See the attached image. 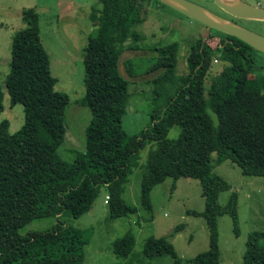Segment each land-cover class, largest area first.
<instances>
[{
    "label": "trees",
    "instance_id": "16d2710c",
    "mask_svg": "<svg viewBox=\"0 0 264 264\" xmlns=\"http://www.w3.org/2000/svg\"><path fill=\"white\" fill-rule=\"evenodd\" d=\"M143 4L147 8L149 1ZM91 18L97 24L84 48V100L92 119L86 130V151L77 152L72 162L59 155L70 97L55 89L57 78L51 72L35 9L23 11L26 26L13 37L6 87L11 103L24 106L25 121L15 133L7 119L0 121V264H82L88 230L59 221L43 231L22 234L20 230L36 219L60 218L64 213L82 216L91 210L102 187L108 190L106 204L112 218L137 212L123 194L140 151L150 141L155 148L142 176V204L150 210L151 191L169 177L175 183L181 177L199 180L205 210L188 213L206 219L209 248L189 262L220 264L218 217L230 215L236 235L240 225L237 194L225 206L219 202V194L231 184L215 172V166L231 160L245 175L264 177V74L253 70L259 51L221 31L216 47L204 38L195 40L176 92L161 110L155 109L148 126L129 135L123 127L129 82L121 73L120 57L133 37L136 5L131 0H99ZM177 46L155 48L157 58L149 71L163 69L154 77L157 82L170 80L178 64ZM217 63L223 68L215 73ZM3 100L0 87V115ZM174 126L180 127V134L170 138ZM262 240L264 232L250 234L244 264H264ZM134 243L128 233L115 241L114 253L128 257ZM144 254L148 258L166 254L173 264L183 263L166 236L147 239Z\"/></svg>",
    "mask_w": 264,
    "mask_h": 264
},
{
    "label": "rangeland",
    "instance_id": "374dc122",
    "mask_svg": "<svg viewBox=\"0 0 264 264\" xmlns=\"http://www.w3.org/2000/svg\"><path fill=\"white\" fill-rule=\"evenodd\" d=\"M98 1L0 0V87L4 92V111L0 115V121H9L11 133L19 131L24 125V106L11 103L6 79L11 70L13 37L26 26L22 20L23 11L33 8L39 14L41 40L50 54L52 75L57 78L55 89L70 97L64 113L65 140L59 149V155L69 162L74 161L77 152H85L87 147L86 130L92 113L84 100V48L97 24V20L91 18V11ZM131 1L136 5V23L133 37L126 43L120 57V70L129 82V99L123 127L129 135H134L151 123L155 109L161 110L176 92L180 84L177 79L188 70L190 44L204 38L208 44L216 47L219 41L217 35L222 34L159 0H148V12L143 4L144 0ZM192 1L210 5L207 0ZM241 1L264 7V0ZM215 11L219 12L217 9ZM228 19L264 35V21L230 16ZM174 43L178 44L177 67L170 80L157 82L154 77L163 69L149 71L157 58L155 48ZM256 65H253V70L264 74V52H256ZM222 68L223 65L217 63L214 72H219ZM209 112L217 121L216 115L211 110ZM179 134L180 127L174 126L168 136L177 138ZM153 148L155 143L150 141L140 151L123 194L125 202L135 206L137 212L112 218L110 206L105 203L108 190L102 187L91 210L82 216L75 218L70 213H64L60 218L36 219L20 232L27 234L30 231H43L53 227L58 221L88 230L82 264H173L174 259L169 255L148 258L144 254L147 239L166 236L183 259L182 264H194L189 259L209 248L206 219L202 215L188 213L189 210L197 213L205 210L200 181L181 177L175 183L173 178H167L153 188L151 209H146L141 201V184L148 155ZM213 156L215 158L216 154ZM215 172L231 184L229 190L219 194L220 204L227 205L231 195L237 194L240 225V233L236 235L231 216L225 214L218 217L220 264H244L250 234L255 231L264 232V177L245 175L231 160L216 165ZM179 225L180 228L175 231ZM128 233L135 238L134 247L128 257H120L114 253V243Z\"/></svg>",
    "mask_w": 264,
    "mask_h": 264
},
{
    "label": "water",
    "instance_id": "95a60500",
    "mask_svg": "<svg viewBox=\"0 0 264 264\" xmlns=\"http://www.w3.org/2000/svg\"><path fill=\"white\" fill-rule=\"evenodd\" d=\"M182 14L211 28L235 36L254 49L264 52V35L254 32L241 24L211 12L206 7L191 0H159ZM228 14L247 20L264 21V7L241 0H213Z\"/></svg>",
    "mask_w": 264,
    "mask_h": 264
},
{
    "label": "flooded vegetation",
    "instance_id": "af4514ba",
    "mask_svg": "<svg viewBox=\"0 0 264 264\" xmlns=\"http://www.w3.org/2000/svg\"><path fill=\"white\" fill-rule=\"evenodd\" d=\"M192 1V0H191ZM209 1V4L210 5H204V4H200V5H202V6H204V7H206L207 9H209L211 12H213V13H215V14H217V15H220V16H222V17H225L223 14H225V15H227L225 18H228L229 16L230 17H234V16H232V15H230V14H228L227 12H225L223 9H221L213 0H207V2ZM194 2V1H193ZM196 3H198V2H196ZM199 4V3H198ZM212 8H215V9H212ZM218 10L219 12H216L215 10ZM222 13V14H221ZM234 18H236V17H234ZM236 19H238V18H236Z\"/></svg>",
    "mask_w": 264,
    "mask_h": 264
},
{
    "label": "built area",
    "instance_id": "2783aa9c",
    "mask_svg": "<svg viewBox=\"0 0 264 264\" xmlns=\"http://www.w3.org/2000/svg\"><path fill=\"white\" fill-rule=\"evenodd\" d=\"M109 197H107V199H108ZM105 203H107V200L105 199Z\"/></svg>",
    "mask_w": 264,
    "mask_h": 264
}]
</instances>
